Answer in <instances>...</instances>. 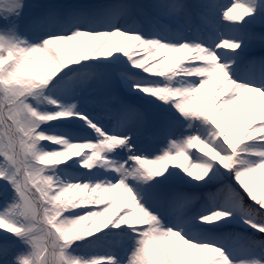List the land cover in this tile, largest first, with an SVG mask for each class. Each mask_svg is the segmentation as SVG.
Returning <instances> with one entry per match:
<instances>
[{
	"label": "snow or ice",
	"instance_id": "6c2138e0",
	"mask_svg": "<svg viewBox=\"0 0 264 264\" xmlns=\"http://www.w3.org/2000/svg\"><path fill=\"white\" fill-rule=\"evenodd\" d=\"M0 264H264V0H0Z\"/></svg>",
	"mask_w": 264,
	"mask_h": 264
}]
</instances>
